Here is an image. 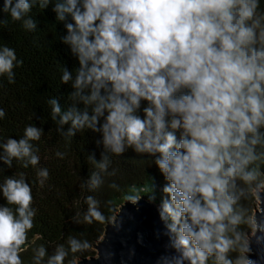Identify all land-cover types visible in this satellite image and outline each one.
<instances>
[{
	"label": "clouds",
	"instance_id": "clouds-1",
	"mask_svg": "<svg viewBox=\"0 0 264 264\" xmlns=\"http://www.w3.org/2000/svg\"><path fill=\"white\" fill-rule=\"evenodd\" d=\"M34 8H50L63 24L59 40L76 62L61 68V84L71 82L70 104L63 106L60 96L47 101L56 133L66 140L99 135V159L95 151L86 155L92 171L80 187L98 192L117 174L113 157L131 150L150 160L163 181L158 219L167 242L158 264H258L252 240L264 245V222H253L241 199L253 185L264 186L261 0H3L0 14L34 32ZM22 64L14 49L0 46V77L15 83L14 69ZM5 114L0 108V118ZM43 134L29 124L19 139L0 138V264H25L21 253L30 248L33 264L46 256L47 264H65L70 252L89 246L69 234L67 248L57 243L48 255L45 244H36L42 235L29 239L37 215L32 187L25 173L5 171L14 160L36 167L39 148L32 142ZM37 178L42 187L49 170L38 168ZM107 186L122 191L114 181ZM156 187L152 176L150 187L133 184L123 199L137 206L147 191L154 203ZM83 204L86 211L74 221L81 214L88 225L105 221L95 195L84 196Z\"/></svg>",
	"mask_w": 264,
	"mask_h": 264
},
{
	"label": "trees",
	"instance_id": "trees-1",
	"mask_svg": "<svg viewBox=\"0 0 264 264\" xmlns=\"http://www.w3.org/2000/svg\"><path fill=\"white\" fill-rule=\"evenodd\" d=\"M2 6L3 0H0V8ZM261 6L264 8V0H261ZM30 15L39 21L34 32L25 30L22 22L11 21L8 14H0V18L5 16L8 19L7 24H0V46L7 45L14 49L17 58L23 60L22 66L14 69L15 83L9 84L6 77H0V108L6 113L0 118V138L19 139L29 124L41 127L44 134L39 141L32 142L39 148L40 163L36 167L29 166L25 169L14 160L13 167L6 169L5 175L25 173L32 187L33 207L37 209L35 226L29 232V239L37 233L42 235L43 239L37 240L36 244H45L48 255L53 254L57 243H64L67 248L66 239L69 234L88 242L87 248L69 253L65 264H71L79 258L94 255L91 248L102 238L105 225L113 220L117 209L125 202L123 194L129 192L131 185L135 184L138 188L150 187L152 176H155L157 199L154 203L159 207L160 186L163 181L150 160L136 156L129 150L121 158L113 157L112 167L118 169L117 174L108 177L98 192L90 193L80 187L83 183L82 177L87 179L92 171L86 155L95 151L96 158L99 159L100 149L94 144L99 135L89 131L85 134L79 133L72 140H66L56 133V124L50 117L51 109L47 101L51 97L60 96L63 106L70 104L66 100L68 92L71 91V82L69 85L61 84V68L65 64L71 70L76 62L70 56L68 46L61 44L59 40V36L65 35L66 31L63 24H58L54 19L55 14L51 9L43 12L34 8ZM56 152L66 153V156L61 159L55 155ZM0 167H3L2 162ZM40 167L49 170V179L42 187L37 178ZM2 180L3 177L0 176V182ZM113 181L121 186V192L108 188V183ZM257 188V185L252 187ZM140 194L148 199L147 191ZM87 195H95L101 201L100 209L105 216L103 223H83L82 214L79 216L80 223L73 220L78 213L86 211L83 198ZM106 200L111 201L108 207L103 203ZM4 203L0 198V205ZM241 204L246 208L243 198ZM243 229L248 231L245 226ZM32 257L31 248L21 253L25 264H33ZM41 264H47V256Z\"/></svg>",
	"mask_w": 264,
	"mask_h": 264
},
{
	"label": "water",
	"instance_id": "water-1",
	"mask_svg": "<svg viewBox=\"0 0 264 264\" xmlns=\"http://www.w3.org/2000/svg\"><path fill=\"white\" fill-rule=\"evenodd\" d=\"M260 201L254 222H264V188L254 191ZM115 224V226H114ZM163 222L158 219V206L142 198L137 206L126 201L117 209L112 221L104 227L102 238L93 248L96 255L77 259L75 264H158L165 254L167 238L162 234ZM256 233L250 234L254 236ZM252 255L264 264V245L252 240Z\"/></svg>",
	"mask_w": 264,
	"mask_h": 264
},
{
	"label": "rangeland",
	"instance_id": "rangeland-1",
	"mask_svg": "<svg viewBox=\"0 0 264 264\" xmlns=\"http://www.w3.org/2000/svg\"><path fill=\"white\" fill-rule=\"evenodd\" d=\"M262 188H264V186H258L257 189H251L250 191H248L246 193V196L243 197L244 199V202H245V206L246 208L248 209V213L247 215L250 216L252 219H253V222H254V215H255V211L256 210H260L259 209V203L260 201L258 200V198L254 195V191H259L261 190ZM245 228L248 229V231H245V232H248L250 234H253L254 231L252 229V227L250 225H245ZM91 252L93 251L94 252V255H96V249L95 248H91L90 250ZM91 255V254H90ZM235 255V254H234ZM77 262V260H75L73 263L71 264H75Z\"/></svg>",
	"mask_w": 264,
	"mask_h": 264
}]
</instances>
